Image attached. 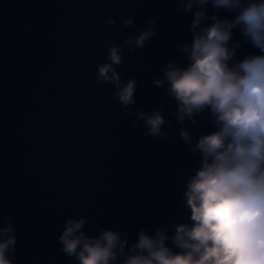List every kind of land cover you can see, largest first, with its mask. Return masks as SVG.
I'll list each match as a JSON object with an SVG mask.
<instances>
[{
  "label": "clouds",
  "instance_id": "9594fccd",
  "mask_svg": "<svg viewBox=\"0 0 264 264\" xmlns=\"http://www.w3.org/2000/svg\"><path fill=\"white\" fill-rule=\"evenodd\" d=\"M124 3L119 28L131 29L145 0ZM176 4L177 16H192L191 40L176 48L185 62H163L152 79L174 111L136 107L138 79L125 80L119 71L125 52L143 50L156 36V18L123 43L111 38L117 20L107 18L98 32L107 55L95 80L112 86L131 129L142 123L145 136L167 142L165 125H180V139L198 158L180 193L186 219L152 230L141 227L133 240L128 229L102 228L90 235L87 217H70L58 243L72 264H264V0ZM222 10L232 15H221ZM245 46L257 52L241 56ZM136 68L145 71L147 65L139 62ZM205 114L211 130L196 136L193 128ZM13 220L7 216L0 226V264H16L19 238Z\"/></svg>",
  "mask_w": 264,
  "mask_h": 264
}]
</instances>
